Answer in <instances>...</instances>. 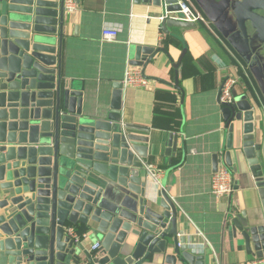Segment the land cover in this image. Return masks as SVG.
I'll list each match as a JSON object with an SVG mask.
<instances>
[{"label":"water","instance_id":"1","mask_svg":"<svg viewBox=\"0 0 264 264\" xmlns=\"http://www.w3.org/2000/svg\"><path fill=\"white\" fill-rule=\"evenodd\" d=\"M134 1L180 11L179 0ZM198 1L264 86V0L236 1V26L229 32L219 26L223 13ZM65 4L0 0V264H143L152 256H163L166 264H209L211 254L180 237V210L169 190L149 180L156 172L147 170L153 141L123 123V82L114 84L110 110L103 111L67 75ZM162 22L167 35L170 28L197 26ZM186 52L173 65L180 91L178 69ZM160 54L174 63L167 48L137 47L131 65L147 80L162 81L146 77L149 65L162 69ZM233 95L234 105L220 104L229 150L224 160L237 172L233 151L245 159L261 210L232 215L228 228L235 250L264 260V143L257 141L253 105L236 89ZM258 128L261 139L264 124ZM157 144L168 158L183 150L174 133ZM221 158L214 155V173ZM70 227L99 239L101 250H91L88 240L76 242Z\"/></svg>","mask_w":264,"mask_h":264},{"label":"crops","instance_id":"2","mask_svg":"<svg viewBox=\"0 0 264 264\" xmlns=\"http://www.w3.org/2000/svg\"><path fill=\"white\" fill-rule=\"evenodd\" d=\"M74 1L77 9L69 14L67 21L70 45L66 73L85 87L93 106L99 110H110L114 84L124 81L126 67L131 65L137 47H164L174 59L172 63L160 54L157 60L162 69L148 66L146 77L162 81L149 79L146 88H124L123 123L144 130L141 133L154 142L147 170L152 167L160 176L155 180L151 175L149 180L158 189L169 190L178 205L180 235L191 248L211 254L209 264H264V260L248 256L242 248L235 250L228 228L232 215L247 213L249 217L254 210H261V201L255 179L236 150L233 163L237 172L226 166L227 131L219 103L223 82L237 78L235 89L253 105L257 141L264 143V135L260 139L258 128L264 124L261 76L232 48L198 0L189 2L206 23L184 30L170 28L168 35L162 29L161 18L167 13L164 4L154 7L134 0ZM236 1L240 0H202L211 12L223 13L219 26L225 32L236 26L231 13ZM105 27L122 30L117 41L102 40ZM237 44L242 45L239 41ZM185 49L178 69L180 91L176 88L173 65ZM169 133L178 134L183 141V150L172 158L164 155L165 146L157 144L161 139L164 143ZM216 154L222 157L218 169L227 168L237 183L231 197L217 198L212 194ZM80 229L84 228L79 226ZM97 242L99 239L93 236L88 239L89 246ZM143 264L166 263L163 256H152Z\"/></svg>","mask_w":264,"mask_h":264},{"label":"built area","instance_id":"3","mask_svg":"<svg viewBox=\"0 0 264 264\" xmlns=\"http://www.w3.org/2000/svg\"><path fill=\"white\" fill-rule=\"evenodd\" d=\"M178 6L180 11L167 12L161 21L171 18L178 21L192 22L195 24H204L206 19L202 14H200L189 2V0H179ZM65 9L68 13H72L77 9V2L74 0H66ZM121 29L117 27H105L102 31V40L104 42H115L117 41ZM238 83L237 78H227L221 87L220 91V104L221 105H234L235 97L233 95V90L236 88ZM124 88H146L149 81L145 78L142 69L134 67L132 65H127L124 77ZM152 167H148L149 172H153ZM155 180L159 179V173L157 171L152 175ZM237 183L232 177L231 172L227 168H219L214 174L211 181L212 194L217 198L231 197L235 192ZM69 234L76 242L82 240H88L89 235L85 232H81L75 227L69 228ZM180 237H182L180 235ZM101 243L97 242L91 246V250L100 251Z\"/></svg>","mask_w":264,"mask_h":264},{"label":"rangeland","instance_id":"4","mask_svg":"<svg viewBox=\"0 0 264 264\" xmlns=\"http://www.w3.org/2000/svg\"><path fill=\"white\" fill-rule=\"evenodd\" d=\"M200 27H201V26H200ZM205 32H206V31H205ZM206 33H207V32H206ZM226 60L229 61V58H227ZM229 170H231V169H229Z\"/></svg>","mask_w":264,"mask_h":264}]
</instances>
